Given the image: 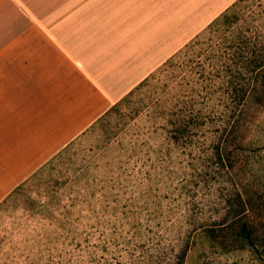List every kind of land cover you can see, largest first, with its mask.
<instances>
[{
	"label": "rangeland",
	"instance_id": "obj_1",
	"mask_svg": "<svg viewBox=\"0 0 264 264\" xmlns=\"http://www.w3.org/2000/svg\"><path fill=\"white\" fill-rule=\"evenodd\" d=\"M42 2L0 0V53ZM206 26L0 197V264H264V107L241 148L219 141L223 78L178 53Z\"/></svg>",
	"mask_w": 264,
	"mask_h": 264
},
{
	"label": "crops",
	"instance_id": "obj_2",
	"mask_svg": "<svg viewBox=\"0 0 264 264\" xmlns=\"http://www.w3.org/2000/svg\"><path fill=\"white\" fill-rule=\"evenodd\" d=\"M0 53V197L235 0H42Z\"/></svg>",
	"mask_w": 264,
	"mask_h": 264
},
{
	"label": "trees",
	"instance_id": "obj_3",
	"mask_svg": "<svg viewBox=\"0 0 264 264\" xmlns=\"http://www.w3.org/2000/svg\"><path fill=\"white\" fill-rule=\"evenodd\" d=\"M196 38L200 41L186 44L178 53L188 54L197 48V55L188 61L204 85L223 78L221 103L224 112L218 139L224 146L234 140L241 148L244 140L240 135L252 127L256 112L264 107V0H237ZM172 58L162 65L161 71L174 65ZM245 206L242 203L238 214L241 217ZM253 232L250 224L242 222L239 237L251 246L254 245ZM176 264H183V256L177 258Z\"/></svg>",
	"mask_w": 264,
	"mask_h": 264
}]
</instances>
